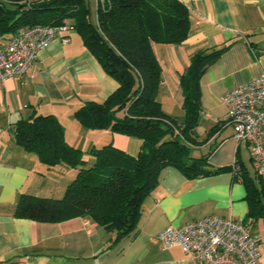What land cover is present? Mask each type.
<instances>
[{"label":"crops","instance_id":"crops-1","mask_svg":"<svg viewBox=\"0 0 264 264\" xmlns=\"http://www.w3.org/2000/svg\"><path fill=\"white\" fill-rule=\"evenodd\" d=\"M182 1L190 10L189 36L177 44L154 43L162 66L158 99L166 114L183 118L181 76L198 52L222 49L199 79L196 134L207 140L197 146L201 153L196 155L206 154L212 170L228 168L188 177L176 166L165 167L143 200L135 228L118 239L115 232L87 217L61 222L16 217L20 194L62 197L78 170L64 162L49 166L35 151L16 143L14 126L19 120L34 114L55 115L67 142L82 149L88 160H94L92 148L109 143L133 156L142 149L139 137L87 127L75 117L86 101L107 99L119 82L74 28L66 42L55 38L21 78H9L0 89V264H198L180 246L164 247L159 235L169 226L209 215L247 223L260 246L259 264H264V218L249 216L246 185L230 169L238 159L243 172L257 178L251 148L225 122L228 107L222 100L227 90L264 74V0Z\"/></svg>","mask_w":264,"mask_h":264},{"label":"trees","instance_id":"trees-1","mask_svg":"<svg viewBox=\"0 0 264 264\" xmlns=\"http://www.w3.org/2000/svg\"><path fill=\"white\" fill-rule=\"evenodd\" d=\"M87 0H0V37L7 39L22 26L57 25L74 19V28L118 88L103 101H86L75 117L91 128H109L143 140L140 153L130 155L112 143L92 148L93 163L82 149L65 138L64 127L53 115L34 114L14 126L16 143L35 151L49 166L67 163L77 174L62 197L22 193L15 216L39 222H61L87 217L117 239L136 226L145 197L167 166L188 177L217 173L207 155L193 150L199 140V79L222 49L198 52L181 76L185 115L172 117L158 99L162 66L154 43L177 44L191 32L190 10L182 0H98L96 21ZM202 142V143H201ZM89 164V165H88ZM230 169L247 188L249 216L264 218V186L258 173L252 178L236 159Z\"/></svg>","mask_w":264,"mask_h":264},{"label":"built area","instance_id":"built-area-1","mask_svg":"<svg viewBox=\"0 0 264 264\" xmlns=\"http://www.w3.org/2000/svg\"><path fill=\"white\" fill-rule=\"evenodd\" d=\"M73 29L70 19L64 18L57 25L22 26L9 38L0 37V89L9 78H21L55 38L66 42ZM222 100L228 107L225 122L233 126L236 138L250 145L253 166L264 186V74L227 90ZM159 238L166 248L180 246L198 264H259L261 259L248 224L232 216L209 215L169 226Z\"/></svg>","mask_w":264,"mask_h":264},{"label":"rangeland","instance_id":"rangeland-1","mask_svg":"<svg viewBox=\"0 0 264 264\" xmlns=\"http://www.w3.org/2000/svg\"><path fill=\"white\" fill-rule=\"evenodd\" d=\"M89 3V6H90V8H91V18H92V20L94 21V19H95V16H96V10H97V0H87ZM199 150H197V149H194L193 150V152H194V154L196 155H198L199 153H201V151H199ZM204 151V150H203ZM90 165L93 163V159L92 158H90V160H89V162H88ZM88 164V165H89Z\"/></svg>","mask_w":264,"mask_h":264}]
</instances>
